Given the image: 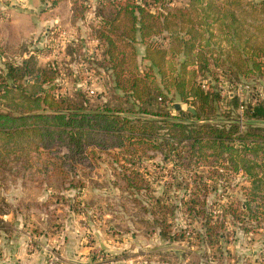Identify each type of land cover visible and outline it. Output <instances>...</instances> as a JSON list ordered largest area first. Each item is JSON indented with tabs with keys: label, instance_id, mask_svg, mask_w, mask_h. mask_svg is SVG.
<instances>
[{
	"label": "rangeland",
	"instance_id": "rangeland-1",
	"mask_svg": "<svg viewBox=\"0 0 264 264\" xmlns=\"http://www.w3.org/2000/svg\"><path fill=\"white\" fill-rule=\"evenodd\" d=\"M153 1L146 2L153 11L163 1L169 6L189 2ZM139 2L0 0V73L28 59L33 75L40 67L47 69L51 76L44 85L56 95L78 99L85 93L91 102H108L111 108L127 109L131 118L143 120V104L138 108L128 101L125 90L115 87L112 70L104 66L102 51L107 44L100 36L105 16H119L116 23L122 30L130 16L120 6ZM114 37L115 52L127 54L122 65L126 75L137 74L146 61L143 41L137 40L132 49L120 40V34ZM259 43H264V29ZM129 58L139 65L134 66ZM213 79L224 97L211 115L213 122L228 117L231 95H238L244 103L264 99V75H230L219 70ZM12 95L0 87V110L13 107L10 104L17 97ZM175 99L165 106L175 115L182 109L187 113L194 109L193 104ZM244 109L230 113L242 117ZM255 124L264 132V120ZM245 127L244 123L241 129ZM160 132L171 130L166 126ZM136 141L118 144L113 140L106 147L102 141V145L91 146L95 149L91 153L71 152L60 140L36 146L20 139L21 149L1 154L0 264H264V206L251 198L252 181L244 170L219 167L216 155L203 157L199 165L186 157L181 165L175 156H165V149ZM217 168L222 174L215 177L211 173ZM143 174L147 187H143ZM197 185L201 199L206 198L198 207L209 212L221 209L219 203L227 205L226 222L219 228L223 237L207 234L204 214L193 215L186 208ZM152 193L160 195L162 203H173L172 212L164 214L166 204L161 209L152 206ZM245 202L263 213L251 217L243 208ZM162 222L167 234L161 233Z\"/></svg>",
	"mask_w": 264,
	"mask_h": 264
},
{
	"label": "trees",
	"instance_id": "trees-1",
	"mask_svg": "<svg viewBox=\"0 0 264 264\" xmlns=\"http://www.w3.org/2000/svg\"><path fill=\"white\" fill-rule=\"evenodd\" d=\"M156 1L159 0L153 2ZM146 2L120 6L130 16V23L124 29L119 30L116 23L119 16H105L100 30L107 44L102 51V62L112 70L115 87L125 90L128 101L138 108L143 104L146 113L143 120L131 118L125 113L127 109L111 108L108 102H91L85 93L78 99L56 95L44 85L51 76L47 69L40 67L33 75L30 60L26 59L22 65L11 64L5 73H0L1 89L17 97L10 110H0V155L21 149L24 145L20 139L36 146L60 140L70 146L71 152L91 150V153L95 150L91 146L102 145V141L106 147L113 140L118 144L137 140L146 147L155 145L165 149V156H175L174 160L181 165L186 157L190 163L199 165L203 157L216 155L219 167L244 170L252 181L251 198L264 206V132L263 127L255 124L264 120V99L244 103L238 95H231L227 101L230 111L245 108L242 117L230 111L225 119L216 118L213 122L211 117L224 98L213 84V76L219 70L229 71L230 75H264V43H259L260 31L264 29V3L189 0L186 6H169L163 1L156 12ZM115 34H120V40L132 49H136L137 40L143 41L146 61L137 74L131 71L126 75L122 65L127 54L115 52ZM130 53L135 55V51ZM129 59L134 66L139 65L135 58ZM175 98L193 104L194 109L189 108L188 113L182 109L175 115L165 108ZM166 126L171 133L160 132ZM219 169L211 174L215 177L222 174ZM148 184L143 174V187ZM197 187L191 191L186 208L193 215L204 214L207 234L223 237L224 232L219 228L226 222L227 205L219 203L221 209L209 212L198 207L197 203H203L206 198L201 199L200 186ZM151 196L152 206L161 209L166 204L164 214L172 212L173 203L165 200L162 203L160 195ZM245 204L243 208L251 217L263 213L255 211L248 202ZM232 210L236 212L235 208ZM160 230L168 232L163 222Z\"/></svg>",
	"mask_w": 264,
	"mask_h": 264
},
{
	"label": "water",
	"instance_id": "water-1",
	"mask_svg": "<svg viewBox=\"0 0 264 264\" xmlns=\"http://www.w3.org/2000/svg\"><path fill=\"white\" fill-rule=\"evenodd\" d=\"M176 104H177L176 106H177L178 108H180V107H181V105H180L179 103H176Z\"/></svg>",
	"mask_w": 264,
	"mask_h": 264
}]
</instances>
